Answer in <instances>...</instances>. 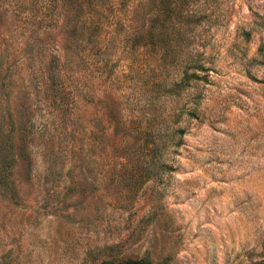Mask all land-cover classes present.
I'll return each instance as SVG.
<instances>
[{
    "label": "rangeland",
    "instance_id": "1",
    "mask_svg": "<svg viewBox=\"0 0 264 264\" xmlns=\"http://www.w3.org/2000/svg\"><path fill=\"white\" fill-rule=\"evenodd\" d=\"M0 10V142L9 114L17 131L0 154V264H264V0ZM185 63L205 71L176 95ZM163 121L182 131L172 170L135 181L136 155L114 147L145 155Z\"/></svg>",
    "mask_w": 264,
    "mask_h": 264
},
{
    "label": "trees",
    "instance_id": "2",
    "mask_svg": "<svg viewBox=\"0 0 264 264\" xmlns=\"http://www.w3.org/2000/svg\"><path fill=\"white\" fill-rule=\"evenodd\" d=\"M65 1H72V0H65ZM68 4V6H70L69 2H66ZM78 15H76L75 17L72 15H67L66 16V21L65 23L72 22L74 20H76ZM3 12L0 10V27H3ZM166 20H168V18L166 17ZM75 30H73L72 32H74ZM2 60V62H1ZM3 55L0 52V64H3ZM202 68V67H201ZM180 73L177 76L176 80H174V85L175 88L177 90V94L181 91H184L188 86H189V82L191 80L194 81H198L200 80L202 77L199 76L200 72H204V69H200V67L198 66H192V65H188V64H183L180 67ZM56 66L53 67L52 63L49 64L46 67V77L48 80L54 82L55 78L58 76V78L62 77V73L61 72H56ZM61 76V77H60ZM4 80H5V76L0 75V89L4 88ZM54 80V81H53ZM9 126L8 129L6 131V134L4 135V139L5 141L0 142V146L1 144H6L7 149H3V151H0V154L4 155V156H8L11 155L10 154V150L11 148H13V146H15V136H16V122H15V118H13L10 114H9ZM188 116L191 118H197V115L195 113V111H191L188 113ZM173 125L178 123V116H173ZM180 135H182V131L181 129L178 127L176 129L170 127V125L166 122L163 121V124L160 126H157L156 124H151V127L149 126V128L146 129V132L143 135V142L145 143V145L147 146V152L145 153V155L140 156V152L136 153L134 152V150H131L129 148H125L122 147L121 145H115L114 147V154H116V156H122L123 158H127V156L130 155H136L133 156V159L130 160L131 166L132 168V177L134 178V180L138 181L139 179L142 182H145L148 178H154V179H160L161 175L165 172H168L170 170H172V167L167 163L166 159V153H168V151H170L172 149V154L174 153V150L179 146V141L177 140V138H180ZM125 139H121V142H124ZM136 153V154H135ZM139 159H144L145 162V166H140V170H137L136 168H134L132 162L133 160L135 161L134 164H137ZM8 159L5 164L7 165V167H12L11 162H9ZM6 169V167L0 171V182H1V187L4 189L6 187V184L4 182H7L5 180L8 179V177L3 174V171ZM139 178V179H138ZM6 192H10V189ZM10 195L13 196V193H9ZM120 264H155L153 263L148 257H143L140 259H130L127 258L125 259V261H120Z\"/></svg>",
    "mask_w": 264,
    "mask_h": 264
}]
</instances>
